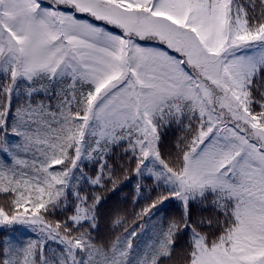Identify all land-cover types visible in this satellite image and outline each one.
<instances>
[{
  "label": "snow or ice",
  "instance_id": "1",
  "mask_svg": "<svg viewBox=\"0 0 264 264\" xmlns=\"http://www.w3.org/2000/svg\"><path fill=\"white\" fill-rule=\"evenodd\" d=\"M117 148L162 191L103 245L102 197L80 183L115 188ZM0 154V226L39 234L0 264H165L184 230L180 264H264V0H0ZM209 197L219 215L198 228ZM172 198L179 219L134 246Z\"/></svg>",
  "mask_w": 264,
  "mask_h": 264
},
{
  "label": "trees",
  "instance_id": "2",
  "mask_svg": "<svg viewBox=\"0 0 264 264\" xmlns=\"http://www.w3.org/2000/svg\"><path fill=\"white\" fill-rule=\"evenodd\" d=\"M58 85H49V89H58ZM37 100H46L43 93L36 96ZM25 102L23 93L19 98H13V106L17 104H23ZM54 102V97H53ZM183 135L181 128L178 125H172L171 127L165 129L163 136V148L164 151H168L173 148L177 139ZM7 139L11 143L18 142V138L13 134H9ZM3 154H0V159H3ZM111 163L116 167V171L113 174L117 183L115 188H113L111 183H107L105 187L101 188L98 186H91L84 182L80 183L81 188H86L89 192H95L99 194L102 199L99 205V220L97 222L96 229L93 230V237L98 244L107 245L113 241L116 236H123V229L119 226H114L112 220L115 215L119 214L122 217H126L130 222L135 212H138L146 204L150 203L151 200L155 199L158 192L162 189H158L153 179L148 178L147 175L144 177H138L134 171L135 163L134 161L129 163L128 158L123 155L120 149H114V153L110 160ZM120 165H124L127 168L125 173ZM84 172L89 176H94L97 170V165L95 163H86L84 165ZM5 197L0 194V203H5ZM157 209H153L155 216L152 218V223H145L147 217L143 221H137L136 223H145L146 230L142 233L138 232L137 237L133 240L134 246L139 243L140 248H143L152 239V229L153 225L162 221L164 225L173 219H179L183 209L180 207L179 203L165 201L163 205L158 206ZM190 216L194 224L200 227L198 222L202 219H211L219 213L214 209L211 203V197L205 203L193 202L190 206ZM70 214V213H67ZM67 214H57L55 219L66 218ZM133 225L130 223L129 227ZM206 230V229H205ZM37 235L33 232L25 231L19 227H15L9 230L0 231V252L3 251L8 244H14L16 246H22L29 240L37 239ZM190 238V230H184L179 234L176 253L174 254L172 261H165V264H180L182 260V254L188 246V241ZM49 248L53 250H58L56 244H46L45 252L48 255L52 253L49 252Z\"/></svg>",
  "mask_w": 264,
  "mask_h": 264
},
{
  "label": "rangeland",
  "instance_id": "3",
  "mask_svg": "<svg viewBox=\"0 0 264 264\" xmlns=\"http://www.w3.org/2000/svg\"><path fill=\"white\" fill-rule=\"evenodd\" d=\"M46 2H47V0H46ZM168 202H176V203H178L174 198H172V199H170L169 201H167V203H168ZM15 227H19L20 229L25 230V231L33 232V231H31L27 226H24V225H12V226H7V225H5V226H0V231H2V230L13 229V228H15ZM146 227H147V226H145L144 230L141 231L142 233L146 230ZM33 233L36 234L37 236L39 235L38 233H35V232H33ZM48 243H50V244H56V243L53 242V241H49ZM48 243H47V244H48ZM45 245H46V244H45ZM56 245H57V244H56Z\"/></svg>",
  "mask_w": 264,
  "mask_h": 264
}]
</instances>
